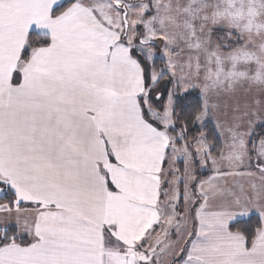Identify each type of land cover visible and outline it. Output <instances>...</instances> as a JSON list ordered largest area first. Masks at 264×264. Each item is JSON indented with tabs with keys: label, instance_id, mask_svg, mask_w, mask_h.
I'll list each match as a JSON object with an SVG mask.
<instances>
[{
	"label": "snow or ice",
	"instance_id": "obj_1",
	"mask_svg": "<svg viewBox=\"0 0 264 264\" xmlns=\"http://www.w3.org/2000/svg\"><path fill=\"white\" fill-rule=\"evenodd\" d=\"M257 118L264 0H0V264H264Z\"/></svg>",
	"mask_w": 264,
	"mask_h": 264
},
{
	"label": "trees",
	"instance_id": "obj_2",
	"mask_svg": "<svg viewBox=\"0 0 264 264\" xmlns=\"http://www.w3.org/2000/svg\"><path fill=\"white\" fill-rule=\"evenodd\" d=\"M160 61L163 62L160 59L156 60L157 67H159L158 62H160ZM164 80H162V81H164ZM159 84L153 89V91L159 89ZM181 95H183L182 91H181ZM195 96H196V93L193 92L192 95L187 98V100H182L180 102V107L178 108V114L183 118L180 121L181 123H186L187 122V117H186V114H185L186 111H191L192 108L197 107V101L195 100ZM162 99H163L162 101H164L165 96H163ZM189 102L191 103V108L186 110L185 109V104L189 103ZM189 127H190V129L192 128L191 125H189ZM214 128L215 127H214L213 123L211 122V123L208 124L207 127L203 128V129H201L199 127L195 128L194 130H192L191 135L195 136V135H198L201 130H203L205 132H208L210 130H213ZM253 134L254 135L252 136V139H258L259 137L264 136V124L257 126L255 128V131L253 132ZM210 139L211 140H215V132H213V135L210 137ZM180 165H181V162H180ZM181 166H179V168L183 169V164ZM199 175H200V173H199ZM0 202H6V201L2 197H0ZM260 223H261L260 217L258 215H256V214H252V215H250L247 218H242V219H239L236 222H234L233 230L249 231V230H251L253 228L259 227Z\"/></svg>",
	"mask_w": 264,
	"mask_h": 264
},
{
	"label": "rangeland",
	"instance_id": "obj_3",
	"mask_svg": "<svg viewBox=\"0 0 264 264\" xmlns=\"http://www.w3.org/2000/svg\"><path fill=\"white\" fill-rule=\"evenodd\" d=\"M159 51V50H158ZM159 59V58H158ZM163 62H158V64H162ZM168 79H170L169 77H165V80L162 81L159 84V89L158 90H154L153 94H157V93H165L166 91H171L173 90V85L168 83ZM183 92V90H181ZM255 96V92L249 93L247 91H240L238 92L236 95L232 96V97H228L225 98L224 103L228 104V105H235V104H239L242 108L245 105H250L252 103L253 97ZM163 96L161 97V103H165L167 97L165 96L164 101H162ZM223 117V114L221 113V118ZM264 124V122H261L260 118H257L253 121L251 128L247 129L250 133H253L255 131V128L259 125ZM183 163L181 162V165ZM180 165V161L175 162L174 164H172V167H178L181 166ZM164 167H166V170L169 168V165L166 164ZM182 167V166H181ZM193 170L195 171L196 175H199V173L201 172V168L198 164H193ZM210 174V173H209Z\"/></svg>",
	"mask_w": 264,
	"mask_h": 264
},
{
	"label": "crops",
	"instance_id": "obj_4",
	"mask_svg": "<svg viewBox=\"0 0 264 264\" xmlns=\"http://www.w3.org/2000/svg\"><path fill=\"white\" fill-rule=\"evenodd\" d=\"M212 123H213L214 127H216L215 121H213ZM165 170H166V167H165ZM163 187H164V188H167V187H169V186L164 185ZM162 199H163V197H162ZM252 214H256V215H258V216L260 217L258 211H256V210H252V211H249L248 213H246L245 215L238 217L237 220L242 219V218H247V217H249V216L252 215ZM260 219H261V217H260Z\"/></svg>",
	"mask_w": 264,
	"mask_h": 264
}]
</instances>
